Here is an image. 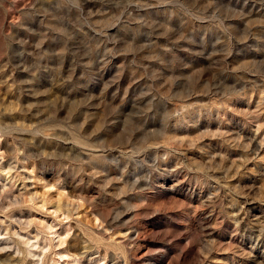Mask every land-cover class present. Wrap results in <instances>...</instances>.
<instances>
[{
    "label": "rangeland",
    "instance_id": "374dc122",
    "mask_svg": "<svg viewBox=\"0 0 264 264\" xmlns=\"http://www.w3.org/2000/svg\"><path fill=\"white\" fill-rule=\"evenodd\" d=\"M0 264H264V0H0Z\"/></svg>",
    "mask_w": 264,
    "mask_h": 264
}]
</instances>
